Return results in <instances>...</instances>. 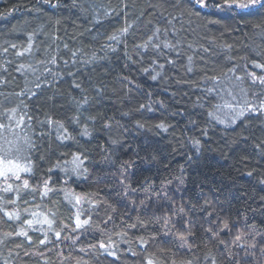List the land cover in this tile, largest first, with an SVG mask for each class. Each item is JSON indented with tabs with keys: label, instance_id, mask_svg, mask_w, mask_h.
<instances>
[{
	"label": "trees",
	"instance_id": "16d2710c",
	"mask_svg": "<svg viewBox=\"0 0 264 264\" xmlns=\"http://www.w3.org/2000/svg\"><path fill=\"white\" fill-rule=\"evenodd\" d=\"M222 2L200 8L195 0H76L73 7L72 0H0V80L6 81L0 91H21L25 76L35 81L31 72L16 71L20 63L55 57L47 67L58 73L42 78L40 89L29 85L37 96L5 101L13 107L23 99L21 110L33 117L29 184L51 177L54 191L42 198L39 189L22 190L16 205H3L18 209L21 219L0 212V264H264V113L233 123L224 109L216 114L225 123L209 119L218 101L203 81L206 73L236 65L243 81L232 73L231 81L222 78L235 85L241 103L243 88L259 105L253 93L264 96V86L247 73L264 75L252 64H264V34L255 27L264 19L215 6ZM129 24L119 43L108 39ZM29 34L40 51L17 56ZM149 37L159 48L137 47ZM48 117L62 121L72 139L61 141L55 125L40 123ZM74 153L86 173L48 171L57 162L70 169L65 161ZM32 212L48 215L60 238L47 225L33 231L23 224ZM78 213L89 225L73 231ZM224 222L230 231L220 230ZM21 227L30 243L15 235ZM238 235L244 239L236 241Z\"/></svg>",
	"mask_w": 264,
	"mask_h": 264
},
{
	"label": "snow or ice",
	"instance_id": "6c2138e0",
	"mask_svg": "<svg viewBox=\"0 0 264 264\" xmlns=\"http://www.w3.org/2000/svg\"><path fill=\"white\" fill-rule=\"evenodd\" d=\"M45 3H50V0H44ZM195 3L200 8H205L208 6H212L214 0H208V3H205V0H195ZM73 7L76 6V0H72ZM50 6L55 7V4H50ZM217 8L223 9L227 7L231 11H239L242 13V18L251 16L255 18L264 19V0H223L220 4H215ZM210 23H215L214 21H210ZM131 25L129 24L127 27L118 29L112 35L108 37L111 41H116L117 43L120 42L121 36L128 33L129 28ZM255 27H260L262 29V34H264V25L257 24ZM160 32V29L157 28L153 33V36H156L157 33ZM27 47L23 49V51H17V56H24L25 54L34 55L33 49L35 47V51L39 52L40 49L38 46L34 45L35 34H29L28 37ZM153 37H149L148 41L143 45H137V47L147 48L149 43H152ZM159 44L152 43L153 48H159ZM165 47L172 48L173 45L170 42L165 43ZM12 48H16L15 44L11 45ZM67 47V45H65ZM189 47H192L189 45ZM227 51H230L232 46L225 45L223 46ZM115 50V49H113ZM8 49L5 48L4 52H7ZM46 51V50H45ZM204 52H208V48L203 49ZM78 55L77 52H73L72 56L76 57ZM232 59L231 56L228 57ZM189 61L191 62L192 57H188ZM56 58L52 57L51 59H38L35 65L32 64H24L20 63L17 66L16 71L20 72L23 76L25 71L31 72L35 76V81L28 80L27 76H25V86L19 92L15 93H8L5 94L3 91H0V97H3L0 100V193L4 195H0V212L3 213L4 217H7L8 220L19 221L21 216L19 214L18 209H13L11 211L7 210L6 207L3 205H16L17 202L21 199V192L22 190H28L30 192H36L38 189L41 192L42 198L47 197L48 194L54 189L49 186V181L51 177L48 179L43 180L42 186H31L29 184V177L34 174L33 171V164L31 160V153L36 148V141L33 140L32 134L28 131L32 128L31 121L33 117L29 115L27 111H22L20 105H24L25 101L20 99L19 103L13 107H8L5 104V101H8L9 98L13 95L16 97H23L25 95L28 96V99H31L34 96H37L38 93L33 88L29 87L30 84H35V89H40L42 84L39 83L41 79L46 82L47 75H52L53 77L57 76L58 73L52 71L51 68L47 67L48 64H55ZM84 63H89L90 61L85 59L83 60ZM8 63H12L8 61ZM67 63V61H65ZM172 63V61H169ZM254 68L264 69V64L257 63L255 61L252 62ZM44 65V68L41 69L39 66ZM160 67H163L161 65ZM236 65L229 68L227 72H223L222 74L217 75H207L205 74L203 81L208 86L204 88V91L209 94H215L217 98V103L213 105L214 111L209 113V119H215L218 123H225L223 119L220 118L219 115L216 113L221 112L224 109H227L228 112L226 115L228 118L234 123L237 119L245 117L247 114L250 113H264V96H261L260 92H254L253 96H260L259 105L257 106L254 103H251L247 97V90L241 88L240 91L244 94L243 103H241L240 99L238 98L237 94L234 93L233 86H229L225 79L227 78L228 81H231V77L229 73H232L235 76L236 81H243L244 77L240 75H236ZM191 71V67L188 69ZM3 71H7V68H4ZM159 75V73H157ZM247 75L251 78L253 84L259 83L261 86H264V75H257L254 72H248ZM223 77V78H222ZM153 80L157 78L156 75L151 77ZM6 83L4 80H0V85ZM78 87V85H77ZM264 91V89H262ZM84 103H87V97L84 98ZM79 104V102H78ZM26 107V105H25ZM143 107V106H142ZM78 119V118H77ZM40 123H47L49 126L55 125L57 138L61 141L72 139L70 135H67V129L62 121H53L51 117H48L46 121H41ZM142 126V125H138ZM157 127L164 129V124H159ZM18 130L23 131V135H20ZM87 134V129L84 130L82 135ZM12 137V138H9ZM65 163H70L72 167L66 168L57 162L51 168L48 169L49 172H52L55 168H60L61 171H64L66 174L71 171L72 173L76 174L77 176L82 175L87 172V168L83 167L84 160L81 159L79 154H72L71 161H65ZM20 182V183H16ZM66 198L68 197V193H65ZM24 203H28L27 200ZM75 203L78 205L81 203V198L76 197ZM26 213L28 212L27 209L24 210ZM30 215L33 219H25L23 220V224L27 225L29 229L36 231L38 229L34 228L33 226L36 224L40 225H47L48 230L54 231L53 223L54 221L48 217V215H44L43 219H39L38 217L41 216L39 212H32ZM55 215V213H53ZM89 219L81 220L80 214L78 213L75 217V228L73 231L79 230L84 228L86 225H89ZM67 227V225H65ZM43 231V229H39ZM221 231H230L229 224L224 222L223 228L220 229ZM54 234L57 239L60 238V232L54 231ZM11 236L12 234H6ZM16 236L25 237L31 242V237L28 235V231H26L23 227L20 228L19 231L15 233ZM191 231H188V236H191ZM215 235V233H214ZM47 237L45 236V240ZM182 241V245H187L189 243L187 236L180 237ZM244 238L241 235L236 236V241H242ZM45 240H41L40 243H45ZM2 242V241H0ZM75 243V241H73ZM19 246V245H18ZM238 247H243L244 245L238 244ZM94 247V245H93ZM101 248H104L105 245L103 243L100 244ZM250 247H255V244L250 245ZM83 251V249H81ZM112 253L110 252L109 255ZM147 264H154L152 260H148ZM187 264H191V261H188Z\"/></svg>",
	"mask_w": 264,
	"mask_h": 264
}]
</instances>
